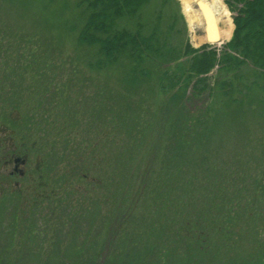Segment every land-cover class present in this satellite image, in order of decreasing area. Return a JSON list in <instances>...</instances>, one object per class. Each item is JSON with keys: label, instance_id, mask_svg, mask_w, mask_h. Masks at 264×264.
<instances>
[{"label": "trees", "instance_id": "16d2710c", "mask_svg": "<svg viewBox=\"0 0 264 264\" xmlns=\"http://www.w3.org/2000/svg\"><path fill=\"white\" fill-rule=\"evenodd\" d=\"M226 1L234 30L221 48L192 45L179 0H160L151 17L142 9L154 0H63L58 9H73L62 24L89 49V67L113 74L99 87L110 103L86 120L63 84L18 129L25 154L43 158L37 166L65 168L63 179H46L49 206L74 205L75 188L55 189L79 184L86 209L70 221L111 219L116 258L105 264H264V136L250 120L264 124V0ZM170 3L176 12L165 14ZM13 73L0 74V90ZM43 82L33 91L47 95Z\"/></svg>", "mask_w": 264, "mask_h": 264}, {"label": "rangeland", "instance_id": "374dc122", "mask_svg": "<svg viewBox=\"0 0 264 264\" xmlns=\"http://www.w3.org/2000/svg\"><path fill=\"white\" fill-rule=\"evenodd\" d=\"M62 1L55 0L53 4H49V0H0V74L4 72L12 74L11 71L15 70L16 72L10 76H15L17 83L13 84L10 77L11 85H5L0 90L2 117L0 124L4 125L0 127V138L3 139V142L0 140V264H72L64 254L65 251L74 258L72 260L80 258L78 264H85L88 261L105 263L111 258H116L115 249L106 241L113 224L111 219L110 224L109 222L104 224V216L101 223L99 218L92 219L93 222L85 213L77 221H70L72 209L77 207L81 213L86 209L85 206H81L83 196L80 192L84 188L79 184L72 186L71 183L67 184L70 185L68 187L60 185L55 189L57 193H63L68 188H75L77 192H70L75 204H68L65 210L61 205L57 208L49 206L44 200L43 197L49 189L42 184L43 180H38L43 171L34 169L43 158L35 152L25 154L22 148L23 139L18 129L23 130L26 117L39 109L38 103H47L45 98L49 96V92L52 96V91L60 89L63 84H66L64 100H68L69 107L72 108L74 105L75 108L84 111L86 120L92 121L96 117L99 101L103 103L105 101L107 105L110 103L108 99L104 101L101 99L104 92L99 87L112 84L110 76L113 74L92 70L89 67L88 61L92 58L88 55L89 49L79 48L73 34H70L62 24L65 18H74L71 7L63 13L58 11L62 7ZM155 1L142 9L143 17L153 16L155 9L160 7V0H157V3ZM222 1L227 10H230L227 1ZM71 2L73 5L75 0ZM179 2L187 23L190 42L195 47L205 44L199 42L200 38L203 40L205 37L203 23L192 27L188 21L189 17L184 13L182 2L180 0ZM47 4H49L47 8L43 9ZM176 9V6L170 3L164 13L176 12ZM229 12V17L233 18L234 13L231 10ZM231 37L232 34L229 38L222 39L220 43L212 45L221 48ZM28 62L31 63V67L25 69ZM3 65L9 66L7 71L5 67L2 68ZM41 66L45 68L40 71ZM217 75L221 74L214 68L209 75L212 82ZM2 80L5 84L9 83L5 79ZM41 80L51 88L47 95L33 91L34 85L41 83ZM14 94L18 96L17 102ZM44 106L48 108L46 104ZM46 111L47 109L44 113ZM250 120L253 136H264V124L261 123L263 120L257 116L251 117ZM12 121L16 125V130L12 129ZM220 135L221 133L215 141L220 140ZM15 145H21L20 153L13 151L14 148L18 150ZM22 155H27L28 162L24 166L29 176L20 181L11 177L9 173L15 166L12 160ZM63 169L55 170L49 175L50 179L57 177L63 179ZM46 174L44 175L47 176ZM72 178L70 177V180ZM17 181L19 184H16ZM48 185L53 186L52 182ZM108 208L109 204L103 209L107 211ZM68 213L69 215H65ZM96 221L98 222L94 224ZM83 243L86 245L82 246ZM78 252L80 255L74 256Z\"/></svg>", "mask_w": 264, "mask_h": 264}, {"label": "bare ground", "instance_id": "6f19581e", "mask_svg": "<svg viewBox=\"0 0 264 264\" xmlns=\"http://www.w3.org/2000/svg\"><path fill=\"white\" fill-rule=\"evenodd\" d=\"M182 2L183 8H184V13L187 15L188 21L190 23V25L192 27H194L195 25H197L198 23L202 22L203 23V27L205 29L206 24L204 22V20H202V17H193L192 15L190 16L189 13L187 12V5L188 2L190 1H196V0H180ZM201 1H205L210 9L213 12V15L215 17V21H216V25H217V37L222 39L225 38H229L231 36L232 31L234 30V22L231 20L233 18H230V10H227L225 4L223 3L222 0H201ZM201 23V24H202ZM233 23V24H232ZM207 38L203 37V40L200 38L199 42L200 43H206L207 42Z\"/></svg>", "mask_w": 264, "mask_h": 264}, {"label": "water", "instance_id": "95a60500", "mask_svg": "<svg viewBox=\"0 0 264 264\" xmlns=\"http://www.w3.org/2000/svg\"><path fill=\"white\" fill-rule=\"evenodd\" d=\"M187 12L189 15L195 17H202L204 20L206 27H205V37L208 39V43H220L221 39L217 36V25L215 21V17L213 15L212 10L210 9L209 5L205 1L196 0L190 1L187 5ZM97 264H105V263H97ZM126 264H133V263H126Z\"/></svg>", "mask_w": 264, "mask_h": 264}, {"label": "flooded vegetation", "instance_id": "af4514ba", "mask_svg": "<svg viewBox=\"0 0 264 264\" xmlns=\"http://www.w3.org/2000/svg\"><path fill=\"white\" fill-rule=\"evenodd\" d=\"M26 156L27 155H25V156L22 155V157L18 156L16 158H14V160H12L15 163V166H14L13 171H11L9 173L11 177L16 178L17 180L19 179L21 181L22 178H24V177L26 178V177L29 176V173L27 172V170H25L26 167L24 166L28 162V159H27ZM34 169L37 170V171H43V173L39 175V177H38L39 179L38 180H43L42 184H44V186H47V184L45 183L46 179L50 178L46 173H48V172L53 173V172H55V170H57V171L61 170V168L48 169V168H45V167H42V166H36ZM44 174H46L47 176H45ZM18 176H20V177L17 178ZM57 178L61 179L60 177H57ZM16 184H19V181H17Z\"/></svg>", "mask_w": 264, "mask_h": 264}]
</instances>
